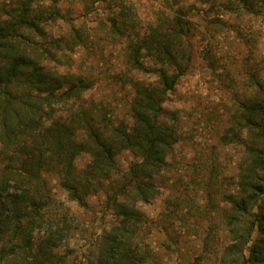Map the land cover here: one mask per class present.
Here are the masks:
<instances>
[{
    "label": "rangeland",
    "instance_id": "374dc122",
    "mask_svg": "<svg viewBox=\"0 0 264 264\" xmlns=\"http://www.w3.org/2000/svg\"><path fill=\"white\" fill-rule=\"evenodd\" d=\"M16 1L0 0V7L17 6ZM42 8L46 17L58 13L45 25L48 38H64L74 47H67L64 52L70 58L53 72L79 76L90 84L74 103L92 107L98 120L104 114L115 125L129 127L138 88L157 79L155 73L133 66L131 42L143 43L161 18L182 9L191 60L165 105V121L175 126L178 140L168 165L155 178L156 195L149 203L135 204L144 214L137 250L150 247L146 264H222L229 241L224 197L236 190L248 139L238 116L242 104L255 98L258 85L264 87V10L238 12L220 0H44L37 3V12ZM115 21L124 26L116 29ZM74 28L82 40H74ZM141 53L148 67L154 58L145 50ZM90 161L89 152L75 161L85 204L73 200L52 171L43 172L52 196L47 215L65 228L58 264H98L102 236L118 220L106 198L118 185V174L109 187V181L87 176ZM135 161L129 150L118 152L120 175ZM4 166L0 161V174ZM10 259L4 257L0 264Z\"/></svg>",
    "mask_w": 264,
    "mask_h": 264
},
{
    "label": "trees",
    "instance_id": "16d2710c",
    "mask_svg": "<svg viewBox=\"0 0 264 264\" xmlns=\"http://www.w3.org/2000/svg\"><path fill=\"white\" fill-rule=\"evenodd\" d=\"M39 1L44 0H17V6L0 7V161L5 164L0 174V261L4 257H11L9 264L61 261L65 228L47 215L52 196L43 172L52 171L73 200L85 204L75 161L80 153L89 152L87 176L109 181L110 187L118 174L119 182L106 196L118 220L102 236L98 264H146L151 252L148 244L142 245L143 252L137 250L144 214L135 204L149 203L156 195L155 178L168 165L178 140L175 126L165 121V105L191 60L188 22L177 9L161 18L143 43L131 42L133 66L155 73L157 79L138 88L129 127L115 125L104 114L98 120L92 107L74 103L90 84L79 76L53 72L70 58L64 52L67 47H74L64 38H48L45 25L58 13L46 17L43 8L38 13ZM220 1L238 12L264 10V0ZM123 26L114 22L118 30ZM73 35L82 40L78 29ZM144 50L154 58L148 67L140 60ZM238 123L248 139L236 190L224 197L229 241L221 262L264 264L263 85H258L251 102L242 104ZM121 150H129L136 161L120 175L116 156Z\"/></svg>",
    "mask_w": 264,
    "mask_h": 264
}]
</instances>
